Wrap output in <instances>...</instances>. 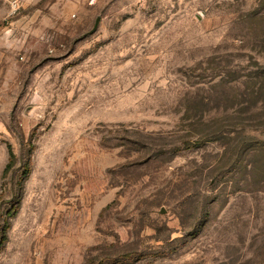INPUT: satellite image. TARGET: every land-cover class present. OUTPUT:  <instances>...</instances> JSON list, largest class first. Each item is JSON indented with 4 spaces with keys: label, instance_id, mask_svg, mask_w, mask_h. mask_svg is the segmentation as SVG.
I'll return each mask as SVG.
<instances>
[{
    "label": "rangeland",
    "instance_id": "374dc122",
    "mask_svg": "<svg viewBox=\"0 0 264 264\" xmlns=\"http://www.w3.org/2000/svg\"><path fill=\"white\" fill-rule=\"evenodd\" d=\"M0 264H264V0H0Z\"/></svg>",
    "mask_w": 264,
    "mask_h": 264
},
{
    "label": "water",
    "instance_id": "95a60500",
    "mask_svg": "<svg viewBox=\"0 0 264 264\" xmlns=\"http://www.w3.org/2000/svg\"><path fill=\"white\" fill-rule=\"evenodd\" d=\"M95 26H96V24L94 25V27H93V29H92V30H94Z\"/></svg>",
    "mask_w": 264,
    "mask_h": 264
}]
</instances>
